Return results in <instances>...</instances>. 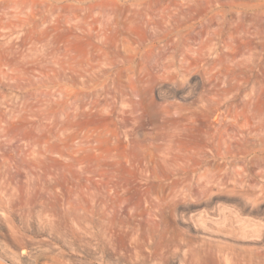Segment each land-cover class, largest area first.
I'll list each match as a JSON object with an SVG mask.
<instances>
[{
    "label": "rangeland",
    "instance_id": "rangeland-1",
    "mask_svg": "<svg viewBox=\"0 0 264 264\" xmlns=\"http://www.w3.org/2000/svg\"><path fill=\"white\" fill-rule=\"evenodd\" d=\"M261 189L264 0H0V264H264Z\"/></svg>",
    "mask_w": 264,
    "mask_h": 264
},
{
    "label": "bare ground",
    "instance_id": "bare-ground-1",
    "mask_svg": "<svg viewBox=\"0 0 264 264\" xmlns=\"http://www.w3.org/2000/svg\"><path fill=\"white\" fill-rule=\"evenodd\" d=\"M244 131H246V130H244ZM259 193L263 194L264 191L261 189V190L259 191ZM90 234H91V237H92V238L96 237V232H95V231H91ZM104 235H105V237H106V240H105V241H107L108 244L112 245L113 247L116 246V250H117V251H119V252L122 251L123 247H122V246H119V245H116V236H117L116 233H114V232H109V231H105V232H104ZM139 246H140V245H139V244H136V243H133V244H132V247H133L134 249H137V250H138V247H139Z\"/></svg>",
    "mask_w": 264,
    "mask_h": 264
}]
</instances>
